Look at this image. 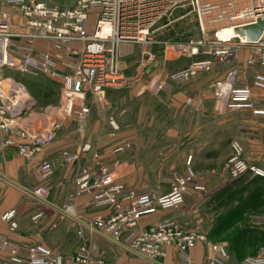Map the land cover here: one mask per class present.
Masks as SVG:
<instances>
[{
	"label": "built area",
	"instance_id": "built-area-1",
	"mask_svg": "<svg viewBox=\"0 0 264 264\" xmlns=\"http://www.w3.org/2000/svg\"><path fill=\"white\" fill-rule=\"evenodd\" d=\"M3 5L13 6L24 20L20 30H13L2 17ZM194 18L198 37L186 42H170L155 37L158 29L184 19ZM264 15V0H74L70 7L48 5L39 0H0V152L16 145L17 153L35 166L38 183L28 193L45 200L49 196L47 181L53 175V162L45 159L43 151L53 141L56 131L67 119L80 126L90 111L89 99L104 98L106 90L118 88L128 81H140L145 68L154 59L153 48L165 49L192 57L198 53L210 58L190 60L183 68L169 73H155L143 85L152 94L169 91L173 85L188 82L199 72L212 69L237 57L241 47L248 48L246 64L264 66V37L248 42L234 33V28L255 22ZM164 24L160 25L161 22ZM232 35L221 36L226 29ZM39 41L48 46H41ZM79 44L78 47L73 44ZM139 48V58L132 78L124 75L123 57ZM194 49L196 51L194 52ZM10 68L33 76L44 75L58 85V100L38 106L36 99L24 84L5 76ZM238 68L216 80L213 109L248 110L264 116V97L254 99V88L264 92V72H258L251 84L238 83ZM111 137L117 139L123 132L110 122ZM19 138V140H17ZM109 147H98L91 153V162L75 170L74 197L88 196L93 207H107L108 212L84 217L72 205H64L52 223L55 227L71 215L79 246L69 257L73 264H107L97 251L91 234L98 233L120 245L125 251L151 264H159L173 247L177 264H231L227 248L222 243L208 241L206 235L184 230L175 219H163L141 226L142 217L156 211L179 208L189 196L204 193L205 187L191 174L175 175L169 190L159 193L143 186L127 187L117 181L112 160L124 153L130 144L120 139ZM232 154L226 167L233 177L247 174L264 177V167L243 157L242 145L231 141ZM81 150H61L66 164L79 161ZM264 154V142L262 143ZM14 210L2 218L15 228ZM41 213L34 216L39 217ZM252 225L264 226V213L251 214ZM196 242L204 245L203 259L195 263L191 248ZM4 251L18 262L13 264H64L65 258L41 244H14L0 234V252ZM241 264H264V247L258 256L244 259Z\"/></svg>",
	"mask_w": 264,
	"mask_h": 264
},
{
	"label": "rangeland",
	"instance_id": "rangeland-1",
	"mask_svg": "<svg viewBox=\"0 0 264 264\" xmlns=\"http://www.w3.org/2000/svg\"><path fill=\"white\" fill-rule=\"evenodd\" d=\"M49 3L52 2L49 1ZM53 4L57 5V3ZM164 22H161L160 25L164 24ZM155 37L174 43L196 39L198 32L194 18L191 15H187L182 20L160 28L155 33ZM137 48L138 46H135L134 50L136 51ZM153 53L154 59L145 68L143 78L140 81L130 80L118 88L107 89L104 98H91L88 100L90 111L83 133L79 132V127L75 121L67 119L56 131L53 141L60 138L64 139L65 135H68L67 139L69 141L67 142L73 141V143H76L80 139L81 141H86L88 138H92L94 141H91L89 150L91 152L94 149L92 147L110 146L111 144L121 142L118 141L119 139L114 140L111 137V121L116 122V124L131 135L141 132V129L136 124L137 109L140 106H145V111L147 112H151L152 107H156L158 112L157 120L166 121L169 116L173 117L167 108L169 99L166 92L168 91L157 94L150 92L143 94L139 93L140 85H143V82H147L155 73L172 72L185 67L190 61L188 58L187 60L182 56V54L172 51V49H167L165 53L164 47L160 44L153 48ZM203 58L204 55L198 53L193 60ZM174 59L175 61L172 62ZM125 61L127 67L124 68V75L132 78L135 74L137 59L131 56L125 59ZM237 66L236 60L222 62L219 65L213 66L209 71L199 72L188 82L173 85L169 89L192 95L200 92V95L205 100L201 108L204 112L201 109H192V113H187L186 120L183 121L188 124L186 125V129L180 131V134L192 135V137H198L201 134L202 137H206V141H128L130 147L123 154L133 158L134 166L136 160L143 166L144 174H146L144 180L149 184H157L159 185L158 187L169 186V182L176 174L184 175L192 173L204 185V193H196L191 196L192 198L187 197L185 199V204L186 201H189L188 199H191L190 203L192 204H189V206L191 205L192 208L188 206L184 213L179 211L175 220L184 230L204 233L208 241L224 244L227 248L231 264H241L246 258L260 255L261 249L264 247V226L252 225L250 222L251 214L264 213V203H260L251 212L244 213L237 218L236 214L226 212L227 208L221 206L219 200L209 198L212 189L235 179L226 167L227 159L232 154L231 141L236 140L242 145L244 150L243 157L245 159L249 153L248 141L242 139L250 135L248 122L253 113L248 110H228L221 113L216 112L214 109L212 110L216 80L220 79L221 76L224 77L230 69L238 68ZM243 66L239 69L242 75H246L248 72ZM12 71L13 74L11 76L23 82L38 83L40 85L47 83V85L54 89L56 99L58 100V85L54 80L44 75L33 76L17 70ZM195 85L196 87H194ZM140 95H145V98H141L140 100ZM44 99L42 98L41 101L37 102L39 107L45 105H43ZM200 112L202 113L200 114ZM150 116L151 113L144 114V118H150ZM189 122H191L190 125ZM163 133L165 134L166 131H163ZM88 159L89 157L87 159L84 158L83 161L81 159L78 164L80 166L90 164L87 163ZM117 160H119V157ZM54 164L57 165L56 162ZM57 168L58 166H55V170ZM212 169L214 171H211ZM193 170H198L199 173L197 174ZM116 177L118 178V171ZM29 197L30 206L26 211L27 213L21 218L24 224L27 223V220H30L32 215V219H34V216L38 214L39 207L44 202V200ZM57 217L58 214L55 220ZM53 222H51V227H53ZM45 237L49 238L51 243H55L56 241L55 233L52 231L46 233ZM79 243L80 240L76 243V248L79 246ZM43 245L45 244L43 243ZM94 245L102 255H104L106 250L110 251L111 247L116 248V246L102 237L97 238ZM117 248L121 249L120 247Z\"/></svg>",
	"mask_w": 264,
	"mask_h": 264
},
{
	"label": "crops",
	"instance_id": "crops-1",
	"mask_svg": "<svg viewBox=\"0 0 264 264\" xmlns=\"http://www.w3.org/2000/svg\"><path fill=\"white\" fill-rule=\"evenodd\" d=\"M39 1H43L48 5L58 7H70L74 4V0ZM49 1H51L52 3H49ZM53 3H57V5H54ZM2 17L8 20V22L11 24L12 29L15 31L20 30L24 24L23 18L13 6L3 5ZM38 44L41 46H48L42 41H39ZM73 46L78 47L79 44L74 43ZM134 47H132L130 54H127L123 57L125 67H127L125 59H127L128 57L133 56L138 61L139 48H137V50L135 51ZM247 54L248 48L241 47L237 57L231 59V61L236 60L238 64V83L251 84L256 73L264 72V66L258 63H255L253 65L246 64ZM195 56L184 57L186 59L188 58L190 61L195 58ZM206 58L210 57H208V55H204L203 59ZM173 61H175V59L172 60V62ZM219 64L220 63L216 62L214 66ZM242 66L245 67L248 72L246 75H242L240 72L239 68H241ZM12 70L14 69L5 68L3 70V73L5 76L12 77ZM196 85L194 87H196ZM141 86L142 85H140V87ZM145 93L148 94L149 92L144 91L143 94ZM166 93H168L167 97L169 99V105L167 106V108L169 109L173 117L169 116L166 121H160L159 119L157 120L158 112L156 110V107H152V111L147 112L145 111V106H140V108L138 107L137 109L136 124L139 129H141V132H138L135 135H131L117 124L123 131L121 133V136L117 139L120 140L124 138L128 141H206V137H202L201 134L198 137H192V135H186L183 133L180 134V131L182 129H186V125L188 124L187 122L183 121L186 120V114L192 113V109L200 110L205 102L202 95H200V92L192 95L178 90H169ZM263 97L264 92L261 93V91L254 88V99L260 100ZM141 98H145V95H140L139 99L141 100ZM201 110L202 112H204L203 109ZM202 112H200V114ZM148 113H151L150 118H147L148 116L144 118V114L147 115ZM190 123L191 122H189V125ZM248 126L250 135L242 139L248 141L249 153L246 159L249 162H253L259 166L264 167V154L262 152V143L264 142V116L252 114L249 119ZM163 131H166V133L164 134ZM67 137L68 135H65L64 139L60 138L52 141L43 151L45 159L53 163L56 162L57 165H54L58 166V168L57 170H54L53 175L47 181L49 196L39 207V211L37 213H41V215L35 219H32V215L30 220H27V223L25 224L21 221V218L24 217V214L27 213L26 211L30 206V195H28V193L38 183L35 166L25 161L17 153L16 145L8 146L0 152V234L6 236L14 244L44 243L46 246L51 247L52 250L61 254L65 258L64 264H73L70 261L69 257L74 253L76 249V243L79 242V238L75 234V222L73 221V218L71 217V215H68L55 227H51V222L55 220V217L64 205H72L74 210L84 217H91L96 214H104L108 212V209L107 207L97 208L91 206L89 203V197L87 195L82 197H74L76 192L75 170L80 166L78 163L81 159L83 161L84 158L87 159L88 157L89 159L87 160V163H90L92 150L98 148L99 146L92 147L94 149L91 148V152L89 151L90 149L82 152V157H80L78 162L74 164H66L63 162V159L61 157V150L68 149L72 152L79 151L84 144H87L91 147V141H94V139L88 138L86 141H81L80 139L76 143H73V141L67 142L69 141ZM3 138L4 133L0 131V139ZM113 139L116 140L115 138ZM17 140H19V138H17ZM104 146L109 147V145ZM124 153H121L120 155L115 157L109 165L113 168V174L117 181H120L127 187L131 188L148 186L155 189L159 193H165L169 190L168 185L158 187L159 185H157L156 183V185H152L144 180V178H146V174H144L143 166L140 165L137 160L134 166L133 158L128 157L127 155H123ZM118 157L119 160H117ZM117 171L118 178L116 177ZM193 171L197 174L199 173L198 170ZM211 171L214 170L212 169ZM199 176L200 178H202L201 175ZM189 197L192 198L191 196ZM188 200L189 201H186V204L183 203L177 209L169 211H156L154 213L144 215L140 221L141 226H147L151 223L163 219H175L176 216H178L179 211L184 213L187 210L189 204H192L190 203L191 199ZM189 208H192V206L190 205ZM10 210L15 211L13 221L15 222L16 226L14 229H10L9 221H5L2 218V216ZM50 231L55 233V243H51L50 239H47V237H45L46 233H49ZM100 237L116 246V248L111 247L110 251H105L103 256L107 264H151L125 251L120 245L113 243L109 238L104 237L103 235L93 233L91 234L90 238L93 243H96L97 238L99 239ZM117 247H120L121 249ZM203 252L204 245L202 242H196L192 246L191 255L195 263H199L202 261ZM174 254V248L168 247L166 257L162 259L159 264H177L174 260ZM16 262H18L16 258L9 256L4 251L0 252V264H13Z\"/></svg>",
	"mask_w": 264,
	"mask_h": 264
},
{
	"label": "trees",
	"instance_id": "trees-1",
	"mask_svg": "<svg viewBox=\"0 0 264 264\" xmlns=\"http://www.w3.org/2000/svg\"><path fill=\"white\" fill-rule=\"evenodd\" d=\"M16 80L25 85L37 102L41 101L42 98H45L43 105L57 101L54 89L47 83L40 85L23 82L18 78ZM209 198L219 200L220 205L227 208L226 212L234 213L238 218V216L254 210L260 203H264V177H250L243 174L230 181L222 189L210 194Z\"/></svg>",
	"mask_w": 264,
	"mask_h": 264
},
{
	"label": "water",
	"instance_id": "water-1",
	"mask_svg": "<svg viewBox=\"0 0 264 264\" xmlns=\"http://www.w3.org/2000/svg\"><path fill=\"white\" fill-rule=\"evenodd\" d=\"M233 31L236 35H238L239 37L245 38L246 41H248V42H258L259 40L262 39V37L264 35V15L258 17L255 20V22H253V23L234 28ZM195 51H196V49H194V52ZM146 88H147V85H142L139 93H143L146 90ZM85 124H86V121L84 123L80 124L79 129H78L80 133L84 132ZM232 180H230V181H232ZM230 181H227L224 184L212 189L210 191V193L212 194V193L222 189Z\"/></svg>",
	"mask_w": 264,
	"mask_h": 264
},
{
	"label": "bare ground",
	"instance_id": "bare-ground-1",
	"mask_svg": "<svg viewBox=\"0 0 264 264\" xmlns=\"http://www.w3.org/2000/svg\"><path fill=\"white\" fill-rule=\"evenodd\" d=\"M233 34V31L231 29H226V30H223L221 32V36H228V35H232Z\"/></svg>",
	"mask_w": 264,
	"mask_h": 264
}]
</instances>
